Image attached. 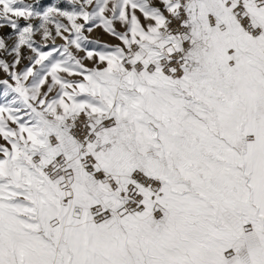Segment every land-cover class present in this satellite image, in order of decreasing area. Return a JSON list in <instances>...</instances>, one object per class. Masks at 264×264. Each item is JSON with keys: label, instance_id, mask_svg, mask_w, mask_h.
<instances>
[{"label": "snow or ice", "instance_id": "obj_1", "mask_svg": "<svg viewBox=\"0 0 264 264\" xmlns=\"http://www.w3.org/2000/svg\"><path fill=\"white\" fill-rule=\"evenodd\" d=\"M0 264H264V0H0Z\"/></svg>", "mask_w": 264, "mask_h": 264}]
</instances>
